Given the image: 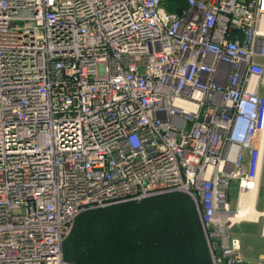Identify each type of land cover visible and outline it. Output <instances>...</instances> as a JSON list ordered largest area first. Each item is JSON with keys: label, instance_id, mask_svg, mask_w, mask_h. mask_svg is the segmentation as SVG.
Masks as SVG:
<instances>
[{"label": "built area", "instance_id": "1", "mask_svg": "<svg viewBox=\"0 0 264 264\" xmlns=\"http://www.w3.org/2000/svg\"><path fill=\"white\" fill-rule=\"evenodd\" d=\"M259 58L264 0H0V264H67L82 211L173 191L212 264H264L228 200L262 166Z\"/></svg>", "mask_w": 264, "mask_h": 264}, {"label": "trees", "instance_id": "2", "mask_svg": "<svg viewBox=\"0 0 264 264\" xmlns=\"http://www.w3.org/2000/svg\"><path fill=\"white\" fill-rule=\"evenodd\" d=\"M62 249L67 264H212L196 202L182 191L86 209Z\"/></svg>", "mask_w": 264, "mask_h": 264}, {"label": "rangeland", "instance_id": "3", "mask_svg": "<svg viewBox=\"0 0 264 264\" xmlns=\"http://www.w3.org/2000/svg\"><path fill=\"white\" fill-rule=\"evenodd\" d=\"M259 194L256 201L258 210H264V150L260 174L258 177ZM237 187L235 182H231L229 189V204L231 209H236ZM233 210V211H234ZM264 217L260 216L258 222H240L234 224L233 231L241 238L242 254L246 259H264ZM70 233V232H69ZM67 238V236H66ZM63 247V243H62Z\"/></svg>", "mask_w": 264, "mask_h": 264}, {"label": "bare ground", "instance_id": "4", "mask_svg": "<svg viewBox=\"0 0 264 264\" xmlns=\"http://www.w3.org/2000/svg\"><path fill=\"white\" fill-rule=\"evenodd\" d=\"M264 143V135L262 136ZM261 168V167H260ZM210 170V169H209ZM208 170V172H209ZM259 194L258 181L251 188L244 189L237 200V207L231 214V220L236 224L240 222H258L259 217H264V210H258L256 201ZM264 228V226H263ZM264 233V230H263Z\"/></svg>", "mask_w": 264, "mask_h": 264}, {"label": "crops", "instance_id": "5", "mask_svg": "<svg viewBox=\"0 0 264 264\" xmlns=\"http://www.w3.org/2000/svg\"><path fill=\"white\" fill-rule=\"evenodd\" d=\"M259 60H260L261 62H264V58H259ZM262 91H263V89H262ZM241 244H242V242H241Z\"/></svg>", "mask_w": 264, "mask_h": 264}]
</instances>
